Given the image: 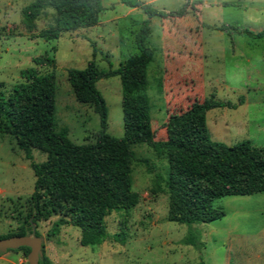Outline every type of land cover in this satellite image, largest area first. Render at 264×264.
Instances as JSON below:
<instances>
[{"label":"rangeland","instance_id":"1","mask_svg":"<svg viewBox=\"0 0 264 264\" xmlns=\"http://www.w3.org/2000/svg\"><path fill=\"white\" fill-rule=\"evenodd\" d=\"M31 1L0 0V83L10 90L21 80L20 71L34 65V57L51 55L56 62L54 131L67 129V137L78 145L95 141L99 115L76 100L67 69H83L94 47L99 70L117 68L138 51L136 42L148 21L144 43L152 51L146 73L154 139H166L168 112L213 96L234 106L206 112L210 139L227 146L247 140L264 156V37L243 33L264 31V0H140L164 12L182 10L166 17H149L120 0H100L98 24L49 41L38 34L52 24L53 10L45 9L32 31L22 25L21 9ZM96 88L107 109L106 132L121 138L120 77H101ZM132 149L137 157L132 187L139 202L104 217L108 238L103 243L82 245L80 229L73 225L48 238L58 215L33 223L54 264H264V192L215 199L213 206L225 214L212 222L169 221L165 155L145 143ZM31 153L35 163L46 158L38 149ZM30 162L11 135L0 134V235L14 232L30 212L35 182ZM116 233L122 241L114 239ZM190 236L198 237L201 245L187 243ZM17 254L28 264L23 251L12 250L0 255V264H17Z\"/></svg>","mask_w":264,"mask_h":264},{"label":"trees","instance_id":"2","mask_svg":"<svg viewBox=\"0 0 264 264\" xmlns=\"http://www.w3.org/2000/svg\"><path fill=\"white\" fill-rule=\"evenodd\" d=\"M120 2L131 8L140 7L149 17L182 12H164L140 0ZM45 9L54 12L52 24L38 36L49 41L62 32L98 24L103 7L100 0H32L21 9L22 25L28 31L35 29L36 19ZM143 25L136 42L138 51L121 60L117 68L99 70L94 47L93 58L83 69H67V80L76 100L91 105L99 115L100 130L93 143L78 145L67 137V129L54 131L56 62L48 53L34 57V65L20 71L21 80L10 90L2 89L0 83V134L15 139L26 159L31 160L35 175L30 212L14 232L0 238L29 235L32 223L58 215L47 232L48 238L58 235L62 226L73 225L80 229L82 245L103 243L108 238L104 217L113 211H128L139 202L132 187V163L137 160L132 146L138 143L165 155L169 221L187 225L212 222L225 214L223 209L213 206L215 199L264 192L263 150L247 140L227 146L209 137L206 112L234 106L228 102L213 96L202 101L194 99L184 109L168 112L166 139H154L146 73L152 51L144 43L148 21ZM243 33L253 38L264 37V31L244 29ZM114 75L120 77L122 89L121 138L106 132L107 109L96 88L101 77ZM32 149L45 153V160L32 161ZM35 234L40 236L37 231ZM114 239L122 241L123 236L116 233ZM185 241L201 245L198 237L190 236ZM10 250L23 251L26 257L30 248L21 246L7 251ZM38 264H54L45 254L44 244Z\"/></svg>","mask_w":264,"mask_h":264},{"label":"water","instance_id":"3","mask_svg":"<svg viewBox=\"0 0 264 264\" xmlns=\"http://www.w3.org/2000/svg\"><path fill=\"white\" fill-rule=\"evenodd\" d=\"M31 234L23 236H9L0 238V255L7 252L9 249H16L21 246L30 248L26 255L28 264H38L39 257L42 255L43 238L35 234V225L32 223Z\"/></svg>","mask_w":264,"mask_h":264},{"label":"crops","instance_id":"4","mask_svg":"<svg viewBox=\"0 0 264 264\" xmlns=\"http://www.w3.org/2000/svg\"><path fill=\"white\" fill-rule=\"evenodd\" d=\"M17 255H18V254H17ZM24 261H25L24 257H21V256L18 255L17 264H27V263H25Z\"/></svg>","mask_w":264,"mask_h":264}]
</instances>
